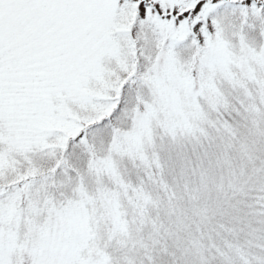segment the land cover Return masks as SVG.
I'll return each instance as SVG.
<instances>
[{
    "label": "snow or ice",
    "instance_id": "obj_1",
    "mask_svg": "<svg viewBox=\"0 0 264 264\" xmlns=\"http://www.w3.org/2000/svg\"><path fill=\"white\" fill-rule=\"evenodd\" d=\"M0 264H264V0H0Z\"/></svg>",
    "mask_w": 264,
    "mask_h": 264
}]
</instances>
